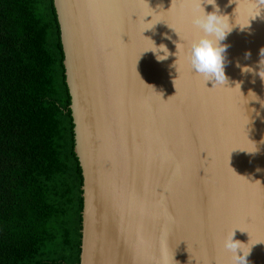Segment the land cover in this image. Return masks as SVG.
<instances>
[{"label": "water", "instance_id": "1", "mask_svg": "<svg viewBox=\"0 0 264 264\" xmlns=\"http://www.w3.org/2000/svg\"><path fill=\"white\" fill-rule=\"evenodd\" d=\"M54 3L84 177L80 264H232L233 231L248 264H264L257 0H216L231 27L225 87L188 62L199 0Z\"/></svg>", "mask_w": 264, "mask_h": 264}, {"label": "trees", "instance_id": "2", "mask_svg": "<svg viewBox=\"0 0 264 264\" xmlns=\"http://www.w3.org/2000/svg\"><path fill=\"white\" fill-rule=\"evenodd\" d=\"M54 0H0V264H80L84 177Z\"/></svg>", "mask_w": 264, "mask_h": 264}, {"label": "clouds", "instance_id": "3", "mask_svg": "<svg viewBox=\"0 0 264 264\" xmlns=\"http://www.w3.org/2000/svg\"><path fill=\"white\" fill-rule=\"evenodd\" d=\"M202 2L212 5L214 10L206 13L204 8L201 7ZM219 13L220 10L216 5V0H199V10L194 14L192 23L200 29L202 35L191 42L188 52V62L194 71L204 76L206 81H211L213 86L225 87L227 77L224 68L227 46L221 42L231 31V27L228 22V17L220 15ZM262 13H264V0H257V8L254 10V16L264 18ZM167 38L171 39V37ZM150 50L156 55L157 61H164L170 55L166 45L160 44L157 46L153 41ZM160 53H163V55H160ZM247 57H250V53H246ZM261 57V70L258 74L264 79V49L261 50ZM242 71L252 72L253 69L244 67ZM234 235L235 231H233L224 243L225 249L232 253V264H248L247 257L250 251L245 252L243 246L246 244L235 240ZM238 250L243 254H238Z\"/></svg>", "mask_w": 264, "mask_h": 264}]
</instances>
